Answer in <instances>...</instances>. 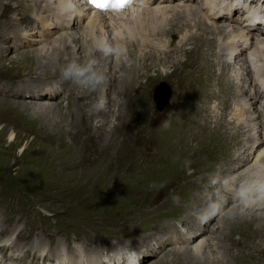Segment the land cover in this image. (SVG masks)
Returning <instances> with one entry per match:
<instances>
[{
    "label": "rangeland",
    "instance_id": "obj_1",
    "mask_svg": "<svg viewBox=\"0 0 264 264\" xmlns=\"http://www.w3.org/2000/svg\"><path fill=\"white\" fill-rule=\"evenodd\" d=\"M8 1L12 3V6L14 5V12L13 10L8 12H13L14 14L11 13L9 17H5L6 15L4 13L2 15V20L8 19L11 21L7 24L10 33H21L25 29L30 31V27H34L33 21L36 15L42 14L39 13L38 10L35 11L38 1ZM191 1L192 0H174L173 3H190ZM192 3L199 5V2L195 3L194 0ZM42 5L46 4L42 3ZM202 11L205 12L204 10ZM222 11L223 10L219 9L216 14H222ZM143 13L145 14L146 12ZM236 16L235 13L233 18H236ZM151 17L152 15H150V17L146 16L145 18L147 20L142 24L146 34H149L147 33L149 27H153L152 22H156L153 21ZM187 18L186 16L181 18V20L178 21V25L183 28L184 25L191 24L190 19ZM227 22L231 24V27L237 26L233 20H213L214 24L223 23L229 25ZM81 24L82 23H80L77 32L82 42L83 37L81 35L85 33L86 36L87 30L85 29L86 26L82 27L83 24ZM180 26L177 27L175 24L174 30H169L168 34H166L163 39L178 43L180 37L183 35L182 32L186 31L184 29L187 28L184 27V29H180ZM191 26L194 25L192 24ZM193 29H191V31L194 33L201 32L196 28ZM61 32H57L53 35L51 34L52 36H47L50 45L57 46V51L54 53L56 59L53 58L51 60V62H54L53 64L42 65L41 69L44 71L47 69H57L59 71L60 66L56 60L62 56L66 58V53L60 48L63 46V44H60L62 38L58 37V40H55ZM192 32H190V34ZM19 33L14 36L9 35L6 40L7 42H3L4 36H0V51L2 54V58H0V244L11 243L10 241L15 240L16 247H18L16 251L8 250L7 253H4L6 257H4V262H2V264H5L6 260L10 259L11 256H16L18 252L23 251L28 253L27 256L25 255L24 261L13 258L16 262L10 263V261H7V264H30L31 262L27 261H32V258L38 259L42 254H44V258L46 257L44 264H53L55 261L61 259L60 257L64 256L65 246L68 247H65L66 249H71V253L74 256L79 253L85 261L89 259L86 257V255H88L101 259L102 262H100V264H116V261L110 256L114 250V246L112 245L118 244L124 246L125 242L136 250L135 252L137 255L140 252L139 254H141L142 259L139 264H162L161 261H157L156 263L155 261L157 259L162 261H168L171 260V258L174 259L176 257L174 255L175 248L182 246L186 247V245L190 248H195L197 245L205 242L209 236H213V240H217L215 236H220L223 238L221 240L225 244H229L228 241L233 240L232 242L235 249L239 247L240 244L237 241L241 240L239 236L244 234V232L245 235L249 233L251 235L249 236L250 239H248V242L250 244L254 242V239L257 238L255 237V232L262 226L264 220L259 221V219L248 218L242 227L239 226L240 228H236V225L233 224L231 226V232L229 228L223 231L222 228H219L220 224L218 223V220L223 214L214 218V220L212 219L213 221H208V223H202L197 217H194L197 221L201 222L200 226L202 225V229L199 232H192V230L188 231V225H183L182 228L178 230H176L174 224L167 225L166 227L169 232L176 231L173 235V239L168 242L166 240L163 243V247L157 248L155 252L153 251V255L151 253L146 257L147 259L144 260L143 258L149 253L143 250L142 245H146L143 244V242L148 238L146 233L135 235L136 233L144 232V230H162L163 226H161L159 220L170 221L171 223L174 222L175 225L178 226V217L173 215L177 214V211L170 210L167 212V206L164 202L179 194L187 195L186 193L190 191H192L194 195L199 196L200 194L197 189L201 188H205V192H208V185L203 182L201 177L206 178L208 173L214 172L216 169H221V165H217V162L224 165L225 169L227 167V158L225 156H229L233 145L228 136H230L229 134L232 135L233 127L239 123L230 111L233 109L234 104L232 105L233 107L228 104V106L225 107V109H227L225 114L218 117L225 121V123L223 121V125H218L221 128L218 126L215 127L217 130L225 132V135L227 134V136L222 135V137H217V135L208 137L212 130H216L214 127H210L213 124H210L205 131L198 129L194 124L196 122H208L211 119H215V117L212 116L213 110H209V108L208 111L203 109L200 116L194 117V115H192L193 111L189 109L188 105V103L191 102L195 110L200 109L202 104L218 107L222 105L221 101H224L227 96L217 95L209 97L208 94L210 91L215 89L213 86L214 84L206 87L207 89L198 90V93L194 95L197 89L196 87H198L199 84L206 85V80L210 82L216 76V74L214 76L210 73L208 74L206 69H203L201 73L193 70V66L195 69H201L199 63L200 59L203 58L205 54L212 52L206 49V45L202 47L198 45L197 47V44H200L203 37L205 42H208L211 41L213 37L218 38V36L213 35L209 37L208 35H203L201 39H198L196 42L192 44L187 43L185 49H183L185 52L180 49L167 51L169 55L167 54L165 58L163 55L164 53H160L161 55L156 53L154 56L156 64L153 63L155 64L154 66L150 65L152 64L151 62H153V56H146L145 58L142 56L143 53L139 51L140 49H137V47L133 49L129 43L130 41L126 40L125 47L127 49V54L123 56V60L126 61V65L128 66L135 63V67L139 72L134 75L132 74L131 77H127L126 82L130 85L133 80H137L138 82L140 81L144 88H138L137 91L132 94L129 93L130 96H125L123 92L125 91V87L120 81L125 74L119 66V59H121V57H111L107 68L109 82L105 88V90L110 92L108 101L109 107L108 110L105 111V114L107 112L106 116L108 118L101 121V116L97 113V115L89 119L90 121L88 120L89 116L85 120V124H80L78 128L76 127V122L80 121L81 109H77L78 105L75 107L73 104L75 102L71 98L80 99L83 96L79 97L82 94H80L81 92L74 84L66 82L65 85L61 83L47 86L54 87L53 89L57 90L51 99L50 97L48 99H37L25 94H23V96H15L10 92L11 88H7L8 84H14L13 86H15V84H22L24 76L28 74H35L33 73L36 71V65L34 64L37 62V59H33L34 53H32V50L33 48L38 46L42 47L44 45L47 49L49 45L45 40L44 42L41 40L38 41L37 39H34L33 43L29 45L23 43L17 45L19 41L23 40V36H19ZM45 33L46 31L43 30L40 35L46 37ZM216 33H218V31H216ZM24 35L31 38L26 34ZM33 35L38 36V32H35ZM63 36H65V33ZM96 36H100V33L96 32ZM125 37H127V34H125ZM176 39L177 41H175ZM251 39L254 40V43L256 42V38L252 37ZM225 40L226 39L221 38L219 41L225 42ZM27 41L28 40H26V42ZM92 44L91 36H86V39H84V46L78 49L77 55L79 58L83 59L82 57L86 54V50L88 54L93 52ZM144 44L146 45V43ZM28 46L29 48L35 47L31 50H27L29 49ZM9 47L11 48L10 50ZM148 49L149 48H147L146 51L150 52ZM224 50L227 51L226 48H224ZM249 50L250 49H247L245 53L249 54ZM219 51L220 49L218 48L217 52ZM233 53L235 54V50ZM47 56L51 59L50 55ZM159 56H161V58H159ZM233 56L232 60L234 61L235 59ZM17 57L22 59L20 63L15 60ZM226 57L227 56H223L222 58ZM177 61H180V63L176 66L175 62ZM42 62L48 63V60ZM236 65L238 68H241V72L242 65ZM217 69L219 68H216V70ZM212 70L215 71L213 68ZM57 74H59V72ZM193 74L196 76L195 78H193ZM198 74H200V76H198ZM189 75L192 77H189ZM232 75L236 76L231 70L227 69L224 78L231 82L234 81L233 83H236V85L238 83V87L235 85L233 92H239V95H241L242 81L240 80V83V81L236 79V77L233 78ZM31 76L36 77V75H28L27 78ZM45 76L49 77V75ZM240 77L241 76H239V78ZM17 78L21 79L17 81L15 80ZM59 78L60 76L57 80ZM231 78L233 80H231ZM51 79V77L48 78L47 83H49ZM162 82L169 86V92L167 93V103L163 106L162 110H159L152 99V93L153 88L159 83L154 88V97L156 99L157 95H161L162 90L157 89ZM73 85L77 89L73 90ZM210 87L212 88L210 89ZM186 89L189 90L186 91ZM70 90H73V94L67 98L66 94H68ZM163 91L165 93V90ZM97 94L99 95V93L92 94L87 92L84 98L88 100L94 99L96 101ZM193 95L194 99L192 98ZM111 96L115 100L112 101ZM125 97L129 98L128 101ZM237 98L238 96L234 97V95L231 94L227 102L232 104ZM250 102L252 101L250 100ZM43 104H46L44 106L52 105L55 108L57 107L56 110L60 108L62 112L70 109L71 113L69 116L67 115L64 117V121L58 116L60 111L57 115L55 113L51 114V120L44 121L40 118V115H38L40 113L33 111V109L38 108V106L43 107ZM91 104L92 102L87 104L88 106L85 105V114L87 109L89 110L91 108ZM74 107L76 108L75 110ZM258 108V113L260 112L261 114L260 121L264 125V95L259 98L256 105H253L252 109L257 112ZM187 109L189 110L184 112ZM180 112H182V114ZM232 112H235V110ZM102 122L104 128L100 129L95 126ZM54 124L57 127H59V124L61 125V132H59L58 129L57 131L53 130L52 127ZM225 125H229L228 128H226L227 126ZM189 126L192 127L190 128ZM195 131L199 132L196 133ZM167 132L169 134H166ZM250 133L252 134L253 132L247 131V136L245 134H242L243 136L241 135L248 141V146L251 144V140L254 136ZM236 139L239 141L237 136ZM247 151L246 147L244 150H241L240 153L243 155L248 154ZM251 161L252 160L246 164L247 167L252 164ZM189 171H191V174H189ZM234 174H236V172ZM223 175H225V173H223ZM187 190L189 191L187 192ZM174 205L173 203L170 208H173ZM199 209L200 208H196L195 205L194 208L190 210L193 212ZM257 209L258 208L254 210ZM226 210L227 207L225 211ZM241 211L247 214H253L251 210L241 209ZM256 213H264V208H259ZM188 214L189 213L186 212V215ZM192 215L194 216L193 213ZM227 219V221L224 220L225 226L231 220L229 218ZM245 227L248 230L250 229L247 233L242 230L246 229ZM3 228L4 230H2ZM210 229L215 233H211ZM237 232L240 235L236 234ZM182 233L187 234L186 236L189 240L186 239L187 237H181L180 235ZM201 233H203L202 236H204L202 240L199 238V236L201 237ZM209 240L208 242L206 241L207 245L211 243ZM222 241L216 244V248L223 244L221 243ZM135 245L138 246L135 247ZM14 247L15 245L12 246V249ZM216 248L213 249V247H211L209 250H206L205 254H208V251L212 253V255L204 259L206 260V264H209L211 260L219 262L221 259V264H230V262L231 264H237L236 261L238 262L239 260L240 262L243 260L245 264H251L252 262V264H258L257 261L262 264L259 261V256L256 254L259 251L258 254L264 255V245L258 248L256 252H245L248 249H244L245 251L238 253L241 251V249H238L239 251H235L234 254L233 252H229L230 254L226 253L228 255L225 254V251L221 252L220 248ZM202 249V252H204L205 248L203 247ZM2 252L3 249H0V259H2L4 255ZM169 253L173 254L171 255ZM201 254L203 255V253ZM224 256L229 257H225L223 261ZM262 257L263 256H260V258ZM36 264H42V261L39 259Z\"/></svg>",
    "mask_w": 264,
    "mask_h": 264
},
{
    "label": "bare ground",
    "instance_id": "obj_2",
    "mask_svg": "<svg viewBox=\"0 0 264 264\" xmlns=\"http://www.w3.org/2000/svg\"><path fill=\"white\" fill-rule=\"evenodd\" d=\"M37 1H38V4H37V8H36L35 11L38 10L39 13H42V14L36 15V18L33 21L34 24L32 23L34 27H30L31 28L30 31L25 29L21 33H19V32L10 33V30H8L9 26L7 27V24H9V22H11V21H9L8 19H6V20L3 19L2 20V15L5 13V15H6L5 17H9V15L14 12V10H13L14 5L12 6V3L10 1H8V0H0V36H4L3 42H7L6 40H7V37H9V35L14 36L15 34L19 33V36H23V40H21L22 42L19 41L17 43V45H20L22 43L26 44V45L32 44L34 39L35 40L37 39L38 41H40V40L44 41L45 40L46 43L48 44L49 43L48 42L49 38H47V36H49L51 34L53 35V34H56L57 32L59 33V32L62 31L60 34H58L59 36H57L55 38V40H58L57 39L58 37L62 38L60 44L61 45L63 44V46L60 47V48L64 51V53H66V55H65L66 58L62 56L58 60H56L58 62V64H59V66L63 65V63H66V62H68V61H70L72 59L79 58V56L77 55L78 54V49L82 48V46H84V39H86V36H91L92 42H94L95 39L97 38L96 32L100 33V35L106 34L110 39L118 40L124 46H125V41L126 40L130 41L129 43L131 44V47H133V49H134V47H137V49H140L139 51L141 53H143L142 56H144L145 58H146V56H148V57L153 56V59H152L153 62H151L152 64H150V65H153V66L156 64L155 63V59H154V56L156 55V53H158L159 55L164 53L163 55H164V58H165V57H167V54H168L167 51H171V50L174 51V50H177V49L183 50V49H185V46H186L187 43L192 44V43L196 42L198 39H201V36H203V35L204 36L208 35L209 37L213 36V35L214 36H218V38H214L213 37L211 41H208V42L206 41L207 43L205 42V39L203 37V39L201 40L200 44H197V47H198V45H200V47H202L203 45L204 46L206 45V47H207L206 49L210 50L212 52L209 53V54H205V56H203V58L200 59L199 63H200L201 69H199V70L195 69L194 66H193L192 67L193 70L197 71L198 73H201L203 69H206L208 71V74L210 73L212 76H214L216 74V76L210 82H207L209 80H206V82H205L206 85L205 84H202V85L199 84L198 87H196L197 89L195 90L194 95L196 93H198L197 92L198 90L204 89V88H206L208 86H212L214 84L213 86L215 87L217 92L215 91V89H212L211 91L209 90L210 91V93L208 94L209 97L210 96H217V95H227V96H226L224 101L220 100L222 105L218 106V107H216V106L212 107V106H209L207 104L206 105L202 104V107H204V108L201 107L200 109H198V110L196 109L195 110V108L192 106L191 102H189V103L187 102L188 105H189V109L193 111L192 115H194V117L195 116H200L201 113L203 112L202 111L203 109L204 110L206 109L207 111H208V108H209V110L210 109L213 110L212 116L215 117V119H211L208 122H205V121L196 122L194 124L196 125V127L198 129H202V131H205L206 128L209 127L210 124H213L210 127H214V128L216 126H218V125L221 126V124L223 125L225 123V121L220 119V118H218V117H221V115L225 114V112L227 111V109H225V107L228 106V104H229V106L231 105V107H233L232 105L234 104L233 109L230 110V111H231V114L236 117V120L239 123L236 126L233 127L232 135L229 134L230 136H228L230 138V141H232L231 143H233V145H232V148H231V152H230V154L228 156L229 158L227 157V155L226 156L223 155V156H225L227 158V165H226L227 167L225 169L224 165L220 164V162H217L216 164L217 165H221V169H219V170L222 173V175H223V173H225L224 176L225 177H230V179L233 180V181H235L238 176L243 175V173H245L246 171H248V170H250L252 168L260 167V166L264 165V125L260 121V115L261 114H260V112L258 113L259 108L257 109V112L254 111V109H252L253 105L254 104L256 105V103L259 101V98L264 95V91H262L263 87L260 84V82L258 81V80H261V83L264 86V32H261V35H259V33L257 31V33H256V42L254 43V40L251 39L250 31L254 30V29H258L260 27L255 25V24H253L252 22H246V18H245V21L243 22L242 26H239V25L236 24L237 26H234V27L232 26L231 27V24H229L228 22L227 23L229 25H226V24H223V23L222 24L221 23H215V24L213 23L214 19L219 20V21H221L223 19L224 20H230L232 15L228 16L226 11H225V9H229L231 7L236 8L237 5L240 2L233 3L234 0H229L224 6L221 5L219 7L218 4L221 2V0H203L202 3H198L199 5L193 4L192 3L193 0L190 3H179V4H174L173 3L174 0H158V1L152 0L145 7L138 8V6H135L132 10H130V12H131V17L130 18H128L126 20L125 19H120L118 21H112L111 19H108L104 15H101L96 10L92 9L90 7V5L86 2V0H37ZM230 1L233 4H231ZM255 1L258 2V0H250V2L248 4V9L246 10V12L248 11L246 13V15H248V13H250L253 10L254 6H252L251 3L255 2ZM194 2L196 3L197 1H194ZM262 2H264V0H262ZM42 3H45L46 5H42ZM219 9L223 10L222 14H220V13L216 14ZM11 10H13V12L9 13L8 11H11ZM202 10H204L205 12H203ZM236 10L237 9H235V11ZM41 11H43V12H41ZM143 12H146V13L144 14ZM239 13H241V12H237V14H239ZM150 15H152L151 19H153V21H156V22L153 23L151 21L152 24H153V27H149V31L147 32L149 34H146V31H144L145 28H144V26L142 24L144 23L145 20H147L145 17L146 16L150 17ZM185 16L188 17L187 19H190V23H191L189 25L188 24L184 25V27H187L186 29H184V27L182 28L180 25H178V21L181 20V18H184ZM22 17H24V16H22ZM148 19H150V18H148ZM235 22H237V19H235ZM80 23L83 24L82 27L86 26L85 29L87 30L86 36H85V33H83L81 35L83 37L82 38V42L80 41V36L78 35V32H77L78 28L80 27ZM175 24L177 25V27L180 26L179 27L180 29L186 30V31L182 32L183 35L180 37V40H179L178 43H173V42L169 41L168 39H163V37L166 34H168L169 30L170 31L174 30ZM192 24L194 26H191ZM213 26H216V27H213ZM75 28H77V29H75ZM193 28H196L197 30H199L201 32L200 33H198V32L194 33V32L191 31V29H193ZM180 29H178V30H180ZM43 30L46 31V33H45L46 37H44L43 35H40ZM216 31H218V33H216ZM35 32H38V36L37 35H33V34H35ZM190 32H192V33L190 34ZM64 33H65V36H63ZM24 34L30 36L31 38L26 37ZM125 34H127V37H125ZM206 38H208V37H206ZM221 38L226 39L225 42H220L219 40ZM26 40H28V41L26 42ZM30 41H31V43H30ZM175 41H177V39ZM144 43H146V45ZM55 44H56V42H55ZM147 44H149V45H147ZM34 45H36V44H34ZM33 47H35V46H33ZM38 47H36L37 49L33 48V50H32V53H34L33 54V59H37V62L34 64V65H36V71L33 72L35 74H28V75H36V77L35 76H31L30 78H27L28 75H26V76H24V79L22 80V82H23L22 84L21 83L20 84H15V86H13L14 84L13 85L12 84L11 85L8 84V86H7V88H9V87L11 88L10 92L12 94H14L15 96H23V94H25V95L33 96V97H35L37 99H45V98L48 99L49 97L51 99L55 95L57 90H54L53 89L54 87H47V86L58 85V84H61V83H64V85H65V83L67 82V81L61 80L60 78L57 80V78L60 76V74H57L59 72L57 69L56 70L47 69L45 71L41 69L42 65H45V64L46 65H51V64L54 63V62H51V60L56 57V56H54V53H55V51H57V49H56L57 46H51L50 43H49V45L47 46V49H46L45 45L42 46V47H39V48ZM253 47H254V49H253ZM28 48H29V46H28ZM32 48H29L27 50H31ZM147 48H149L148 50L150 52L146 51ZM218 48L220 49L219 52H217ZM224 48H226L227 51H225ZM10 49L11 48L9 47V50ZM247 49L251 50V51L249 50V54L245 53ZM92 50H93V44H92ZM151 50H153V51H151ZM234 50H235V54L233 53ZM34 51H36V52H34ZM143 51H145V52H143ZM197 51H198V49H197ZM87 52L88 51L86 50V54L83 57L82 56H80V57L87 58L88 55H89ZM128 52H129V50H128ZM1 55L2 54H1V51H0V58H2ZM47 55H50L51 59ZM210 55H211V58H210ZM213 55H214V58L212 59ZM45 56H46V58H45ZM223 56H227V57L226 58H222ZM228 56H229V58H228ZM232 56L235 59L234 61L232 60ZM29 57H30V55H29ZM110 58L111 57H102V56L100 57L101 67L104 68L107 71V73H108L107 68L109 66ZM159 58H161V56H159ZM208 58H210V59H208ZM15 60H17L19 63L22 61V59H19V57H17ZM45 60H48V63L42 62V61H45ZM119 61H120V65L119 66L121 67L122 71L125 72V74L122 76V79L120 80L122 82L123 86L125 87V91H123L125 96H128V95L130 96V94H132L133 92L137 91L138 88L143 89L144 87L141 85L140 81L138 82L137 80L136 81L133 80V82H131L130 85L127 84V82H126L127 77H131L132 74L134 75V74H136L138 72V69L135 67L136 64L132 63L129 66L126 65V61L123 60V57H121V59H119ZM169 61H171V60H169ZM235 62H237V63H235ZM238 62H240V63H238ZM153 63H155V64H153ZM179 63H180V61L175 62L176 66ZM236 64H241L242 65V71L241 72H240L241 68L240 67L238 68ZM212 68L215 69V71L212 70ZM216 68H219V69L216 70ZM227 69L231 70V72H233V74L236 75V76L232 75L233 78L236 77V79H238L239 81L240 80L242 81V92H241V95H239V92H235V91L233 92V89L235 88L236 83H233L234 81L231 82L229 80H226V78H224L225 74L227 73ZM115 74H116V72H115ZM205 74H206V72H205ZM45 75H49V77L45 76ZM198 76H200V74H198ZM239 76H241V77L239 78ZM50 77L52 79L49 81V83H47V79L50 78ZM189 77H192V76L189 75ZM195 77L196 76H194V74H193V78H195ZM25 78H27V79H25ZM202 78H203V76H202ZM20 79L21 78H17L15 80L18 81ZM236 79H234V80H236ZM231 80H233V79L231 78ZM241 81H240V83H241ZM240 83H239V86H240ZM162 84H163V82L160 84V86L158 87L157 90H162V91L164 90V86ZM226 84H227V86H226ZM186 85H187V83H186ZM224 85H225V87H224ZM237 85H238V83H237ZM57 87H59V86H57ZM194 87H195V85H194ZM211 88L212 87H210V89ZM72 89L74 90V89H77V88H75L74 85H73ZM73 90H70L68 92V94H66L67 98L70 97L73 94ZM187 90H189V89H186V91ZM79 91L81 92L80 94H82L79 97H81V96H83V97H81L80 99H78V98L74 99V97L71 98L75 102V103H73L75 105V107L78 105L77 109H81L80 110V121L76 122L77 123L76 127L79 128L80 124L84 125L85 124V120L89 116L90 117L88 118V120L91 119L94 115H97V113L100 114L101 119H102L101 121H104L106 118H108L106 116L107 112L105 114V112H97L95 110V108L93 106L95 104V100L94 99L88 100V99L84 98V97H86V94H87V92L85 90L79 89ZM109 93L110 92H108L104 88V89L100 90L99 96L106 97L107 101H109ZM189 93H191V92H189ZM214 93H216V94H214ZM231 94L234 95V97L238 96L237 100L234 99L236 102L234 101V102H232V104L227 102V100H228V98L230 97ZM194 95L192 96L193 99H194ZM97 96H98V94H97ZM163 96H164L163 92L161 93V95H157L156 101H159L160 98H162ZM186 97H188V96H186ZM125 98L128 101L129 98H127V97H125ZM111 99H112V101L115 100V99H113L112 96H111ZM197 99H199V98H197ZM250 100L252 102H250ZM90 102H92L91 108L89 110L87 109V112H86L87 116H86V114L84 112V109H85L84 107H85V105L89 104ZM207 103H209V102H207ZM44 105H46V104H43V107L42 106H38V108H34L33 109V111H36V112L40 113L38 115H40V118L42 120H44V121L51 120V118H52L51 114L55 113L57 115V113L61 110L60 108L58 110H56L57 107L55 108L52 105H47V106H44ZM22 106H24V105H22ZM75 107H74V110L76 109ZM189 109L185 110L184 112H187ZM255 109H256V107H255ZM69 110L67 109L64 112L60 111V113H58V116L61 117V119L64 121L65 120L64 117L67 116V115L69 116L70 113H71V110L70 111ZM233 110H235V112H232ZM180 113L182 114V112H180ZM191 120H193V119H191ZM188 121H185V122H188ZM223 121H224V123H223ZM102 124H103V122L100 123L99 125L96 124L95 126L99 127L100 129H102V128H104V126ZM58 126L59 127H57L54 124L52 128H53L54 131H57V129H58V131L61 132L62 127H61L60 124ZM225 126H227V125H225ZM228 126L226 128H228ZM189 127L191 128L192 126H189ZM219 128H221V127H219ZM211 129H213V128H211ZM247 131L248 132L249 131L253 132L252 134L254 135L253 139L251 140V144L249 146L247 145L248 141L245 140V137H242L243 136L242 134L246 135ZM195 132L198 133L199 131H195ZM166 134H169V133L167 132ZM211 135L212 136L213 135H217V137L218 136L222 137V135H225V132H223V131L221 132L220 130L216 129V130H212L210 132V134L208 135V137L211 136ZM178 136H180V135H178ZM225 136H227V134ZM236 136H237V138L239 139L240 142L236 139ZM167 137H169V136H167ZM12 138H13V136H12ZM226 139H227V137H226ZM225 146H226V144H225ZM246 147H247V150H248L247 151L248 154H244L243 155L242 153H240V151L244 150ZM56 160H57V158H56ZM250 160H252L251 161L252 164L249 165V167H247L246 164L248 162H250ZM77 164H78V162H77ZM243 167H245V168H243ZM235 172H236V174H234ZM226 183H227V181H226ZM204 189H202V188L201 189H197L198 193L200 194L199 196L194 195V193L192 191L188 192L189 190H187V192H188V193H186L187 195H185V194L177 195V196H179L180 201H179V203L175 204L173 208H170V206L173 204V200L172 199H169V200L164 202V203H166V206H167V208H166L167 212L170 211V210L171 211L172 210L177 211V214H173V215L178 217V221H179L178 226H176L174 222L171 223L170 221L159 220L161 226H163L162 230H158V229L155 228L156 230H147V231L144 230V232H139V233L135 234L137 236L140 233H146V236L148 238L146 241L143 242V244H146V245L145 246L142 245V248H143V250H146L145 252H147L149 254H147L143 258V260L147 259L146 257H148L151 253L153 255V251L155 252L157 248L163 247V245H164L163 243L166 240L168 242V241L173 239V235H174V233H176V231L169 232L168 228L166 227L167 225H173L174 224V227L176 228V230H178L179 228H182L183 225H188L187 226L189 228L188 231L192 230V232H199L202 229L201 228L202 225L200 226L201 222L197 221L194 217H198L197 213L202 208L203 200L201 199V197L204 194L207 193V192H205ZM195 205H196V208L199 207L200 209L199 210H194L193 212H191L190 209L194 208ZM232 205H233V202L231 200H229V203L227 205V210L222 215V217H220V219L218 220V223L220 224L219 228H222L223 231L225 229L229 228V231L231 232V226L233 224L236 225V228H238L239 226L242 227V225L245 223V221L248 218L249 219H256V220L259 219V221L260 220L261 221L264 220V213H256V211L259 208L257 210L251 209V211H253V214H251V213L247 214V213H245V212L240 210L239 211V215L235 219H231L227 223V225L225 226L224 225V220H226V221L228 220L227 219L228 218L227 212L229 211V209H231ZM186 212L189 213L188 214L189 216L186 215ZM192 213L194 214V216L192 215ZM178 214H181V215H178ZM155 215H156V213H155ZM262 223H263L262 226L260 225L261 227L255 232V235H256L255 237H257V238L254 239V242L252 244H250L248 242V239H250L249 236H251L250 233L245 235V232H244V234H242L243 236L238 234V232L236 233V234L240 235L239 238H241V240L237 241L240 244L239 247H237V249H235V247L233 245V242H232L233 240L232 241L231 240L228 241L226 239L229 242V244L228 243L225 244L221 240V239H223L222 237L215 236V238L217 240H213L214 237L213 236H209V237H207L206 241L208 242V240L210 239L209 240L211 242L210 244L207 245V242L205 241V242L201 243L200 245H197L195 248H190L188 245H186V247L182 246V247L175 248L174 249V252H175L174 255L176 257L174 259L171 258V260H168V261L167 260L166 261L165 260L162 261L160 259H157L155 261V263L157 261H159V262L161 261L162 264H180V263H182V264H206L205 263L206 260H204V259L207 256L212 255V253L210 251H208V254L207 253L205 254L206 250H209L211 247H213V249H215L216 248V244H219L220 241H222L221 243H223V244H221L220 246H217V248H220L221 252L225 251V254L226 253L230 254L229 252H233V254H234L235 251H237L238 249H241V251L238 252V253H241L242 251H245L244 249H248L245 252H256V250L258 251V248H260L262 245H264V227H263L264 222H262ZM256 226H258V225H256ZM2 230H4V228ZM242 230L246 231V233H247V231H249L250 229L248 230L246 228V229H242ZM188 231H187V234H188ZM210 231H211V233L212 232L215 233L211 229H210ZM159 232L160 233L163 232V233L160 234ZM203 233L200 234L201 237L199 236V238L201 240L204 237V236H202ZM187 234H183L182 233L180 236L181 237H187L186 236ZM190 237H191V235H190ZM231 238H232V236H231ZM186 239L189 240L188 237ZM10 242L11 243L0 244V249L1 250L3 249L2 254L7 253L8 250L16 251V248H18V247H16L17 245L15 243V240L14 241L12 240ZM235 242H236V240H235ZM136 243H137V241H136ZM13 245H15V247L12 249ZM210 245H211V247H210ZM88 246H89V244H88ZM112 246H114V245H112ZM136 246H138V245H135V247ZM65 247H67V246H65ZM65 247H64L65 254H64V256L62 255L63 257H60L62 260L58 258L60 260L59 263H61V264H98V263L100 264V262H102L101 259H99L98 257H90L88 255H86V257L89 258V259L87 261H85L84 259H82L81 255L79 253H77L74 256L71 253V249H66ZM203 247L205 248L204 252H202V250H203L202 248ZM208 247H210V248H208ZM110 248H112V247H110ZM131 248H133V247H131ZM93 252H94V249H93ZM139 253H138V256L142 257L141 254H139ZM201 253H203V255ZM258 253H259V251L256 254V255L259 256V261L262 264H264V255L263 254H258ZM260 253H262V252H260ZM169 254L172 255L173 253H169ZM228 254H226V255H228ZM25 255L26 256L28 255V253L26 251L18 252L16 256H11L10 259H7L5 264H7V261L16 262L13 258H17V259L23 260ZM57 256H59V255H57ZM231 256H230V258H231ZM260 256H263V257L260 258ZM4 257H6L5 254L3 255L2 259H0V264H2V262H4L3 261ZM225 257H229V256H224L223 257V261L225 260ZM45 258H44V254H42V255H40V257L38 259L32 258V261L30 260V261H27V262H31L30 264H36L37 260L40 259V261H42V264H44ZM153 258H155V257H153ZM141 259H140V261H141ZM253 259H254V255H253ZM221 261H222V259L219 260V262H216L215 260H211L209 264H221L222 263ZM55 262H57V261H55ZM236 263L237 264H245L243 260H241V262H240V260L238 262L236 261ZM257 263L260 264L258 261H257ZM158 264H160V263H158ZM230 264H231V262H230Z\"/></svg>",
    "mask_w": 264,
    "mask_h": 264
},
{
    "label": "clouds",
    "instance_id": "obj_3",
    "mask_svg": "<svg viewBox=\"0 0 264 264\" xmlns=\"http://www.w3.org/2000/svg\"><path fill=\"white\" fill-rule=\"evenodd\" d=\"M252 23H264V16L256 15ZM126 54V47L118 40L110 39L106 34L100 35L93 42V52L87 58L72 59L60 66V79L88 93H99L109 82L107 71L101 67L100 57H123ZM93 106L97 112L107 111V98L98 95ZM201 179L208 185V192L201 197L203 205L197 217L202 223L224 214L229 200L233 202L227 212L230 219H235L241 209L264 208V165L246 171L235 181L222 175L219 169ZM172 200L177 204L180 198L173 196ZM110 256L116 264H139L142 258L127 242L124 246L114 245Z\"/></svg>",
    "mask_w": 264,
    "mask_h": 264
},
{
    "label": "snow or ice",
    "instance_id": "obj_4",
    "mask_svg": "<svg viewBox=\"0 0 264 264\" xmlns=\"http://www.w3.org/2000/svg\"><path fill=\"white\" fill-rule=\"evenodd\" d=\"M95 7L107 11L108 9L119 10L131 3V0H89Z\"/></svg>",
    "mask_w": 264,
    "mask_h": 264
},
{
    "label": "water",
    "instance_id": "obj_5",
    "mask_svg": "<svg viewBox=\"0 0 264 264\" xmlns=\"http://www.w3.org/2000/svg\"><path fill=\"white\" fill-rule=\"evenodd\" d=\"M154 101H155L156 104L159 106V108H162L163 105L165 104V102L167 101V99L165 98V99H162V101H161V100L156 101V99H155V97H154ZM162 102H163V103H162ZM160 103H161V104H160Z\"/></svg>",
    "mask_w": 264,
    "mask_h": 264
}]
</instances>
